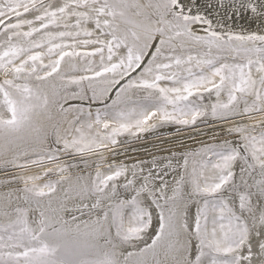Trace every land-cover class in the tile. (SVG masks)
Listing matches in <instances>:
<instances>
[{
	"label": "snow or ice",
	"instance_id": "snow-or-ice-1",
	"mask_svg": "<svg viewBox=\"0 0 264 264\" xmlns=\"http://www.w3.org/2000/svg\"><path fill=\"white\" fill-rule=\"evenodd\" d=\"M0 264H264V0H0Z\"/></svg>",
	"mask_w": 264,
	"mask_h": 264
},
{
	"label": "rangeland",
	"instance_id": "rangeland-1",
	"mask_svg": "<svg viewBox=\"0 0 264 264\" xmlns=\"http://www.w3.org/2000/svg\"><path fill=\"white\" fill-rule=\"evenodd\" d=\"M188 143H189L190 146H195V145L192 144V141L191 140H189Z\"/></svg>",
	"mask_w": 264,
	"mask_h": 264
}]
</instances>
